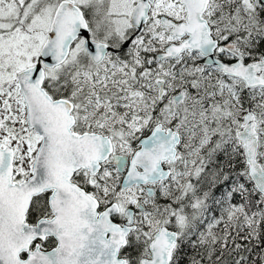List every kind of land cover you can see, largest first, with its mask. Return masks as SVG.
<instances>
[{
    "label": "snow or ice",
    "instance_id": "1",
    "mask_svg": "<svg viewBox=\"0 0 264 264\" xmlns=\"http://www.w3.org/2000/svg\"><path fill=\"white\" fill-rule=\"evenodd\" d=\"M0 264H264V0H0Z\"/></svg>",
    "mask_w": 264,
    "mask_h": 264
}]
</instances>
